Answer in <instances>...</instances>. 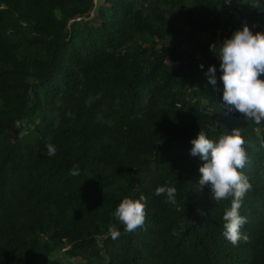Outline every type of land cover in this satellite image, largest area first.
<instances>
[{
    "label": "trees",
    "instance_id": "obj_1",
    "mask_svg": "<svg viewBox=\"0 0 264 264\" xmlns=\"http://www.w3.org/2000/svg\"><path fill=\"white\" fill-rule=\"evenodd\" d=\"M94 1L0 0V264H264V120L225 111L204 75L211 44L264 31V5L107 0L76 21ZM233 128L251 185L236 245L221 235L231 198L211 200L189 154L200 129ZM141 194L144 221L125 232L114 209Z\"/></svg>",
    "mask_w": 264,
    "mask_h": 264
},
{
    "label": "clouds",
    "instance_id": "obj_2",
    "mask_svg": "<svg viewBox=\"0 0 264 264\" xmlns=\"http://www.w3.org/2000/svg\"><path fill=\"white\" fill-rule=\"evenodd\" d=\"M254 7L264 5V0H252ZM210 51L218 58L219 66L204 65L208 83L217 86L220 91L221 107L231 113L238 112L246 119L256 123L264 120V31H253L248 24L223 39L219 44H211ZM219 72V76H217ZM219 80V85L217 81ZM189 143V154L198 157V184L207 186L210 198L214 202L230 197V207L223 211V231L221 235L232 245L246 241V233L241 232L247 222L246 217L239 214L243 197L251 185L240 169L246 160L244 141L239 128H233L222 133L213 141L200 129ZM44 154L52 157L56 153L53 144L45 145ZM69 174H79L78 166L73 165ZM176 189L171 186H157L155 195L163 194L166 202L175 204ZM144 200L141 194L138 198L125 196L115 207L113 216L123 225L125 232L133 231L144 221ZM111 237L115 239L119 232L109 228Z\"/></svg>",
    "mask_w": 264,
    "mask_h": 264
},
{
    "label": "water",
    "instance_id": "obj_3",
    "mask_svg": "<svg viewBox=\"0 0 264 264\" xmlns=\"http://www.w3.org/2000/svg\"><path fill=\"white\" fill-rule=\"evenodd\" d=\"M106 3H107V0H95L94 1V5L95 6H94L93 11L90 14L86 15L85 17H83V18L77 19L76 21L88 22V21L94 19L95 17H97L99 15L100 10L106 5ZM73 22L74 21H72L71 23H73Z\"/></svg>",
    "mask_w": 264,
    "mask_h": 264
},
{
    "label": "rangeland",
    "instance_id": "obj_4",
    "mask_svg": "<svg viewBox=\"0 0 264 264\" xmlns=\"http://www.w3.org/2000/svg\"><path fill=\"white\" fill-rule=\"evenodd\" d=\"M258 134H259V136L261 137V139H262V141H263V143H264V129H263V130H260V131L258 132Z\"/></svg>",
    "mask_w": 264,
    "mask_h": 264
},
{
    "label": "built area",
    "instance_id": "obj_5",
    "mask_svg": "<svg viewBox=\"0 0 264 264\" xmlns=\"http://www.w3.org/2000/svg\"><path fill=\"white\" fill-rule=\"evenodd\" d=\"M226 2H227V3H230V2H231V0H226Z\"/></svg>",
    "mask_w": 264,
    "mask_h": 264
}]
</instances>
